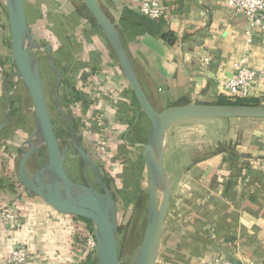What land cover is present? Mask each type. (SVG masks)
<instances>
[{
  "label": "crops",
  "instance_id": "0c3cea01",
  "mask_svg": "<svg viewBox=\"0 0 264 264\" xmlns=\"http://www.w3.org/2000/svg\"><path fill=\"white\" fill-rule=\"evenodd\" d=\"M141 1L99 0L116 21L156 109L199 97L215 103L227 96L224 83L235 75L234 64L263 68L264 28L250 29L248 42L247 19L221 0H158L165 7L160 19L143 15ZM25 11L33 37L26 0ZM64 37L61 51L53 56L84 147L113 183L119 201L144 200L149 177L138 144L147 140L150 129L141 123L144 114L117 57L87 18L67 29ZM14 73L5 0H0V124L5 88L16 85ZM249 101L264 105V79L254 85ZM211 127H224L222 137L197 141L200 157H176L192 144V134L206 135ZM169 132L164 166L173 188L156 264H206L214 258L264 264V119L189 120ZM5 209L12 210V219L2 216ZM86 229L92 230L89 221L29 195L0 146V264H7L18 243L29 254L25 264H96L95 252L85 242Z\"/></svg>",
  "mask_w": 264,
  "mask_h": 264
},
{
  "label": "water",
  "instance_id": "95a60500",
  "mask_svg": "<svg viewBox=\"0 0 264 264\" xmlns=\"http://www.w3.org/2000/svg\"><path fill=\"white\" fill-rule=\"evenodd\" d=\"M100 29L127 79L134 97L150 122L147 140L139 143L149 177L147 217L142 241L137 250L120 257L118 250L117 205L108 184L103 180L99 165L86 151L81 133L74 126L60 100L62 70L56 65L49 45L35 42L28 26L25 0H5L11 52L16 67L12 75L15 84L25 85L35 115L34 128L21 145L17 165V179L29 195L43 199L54 210L82 218L90 222L96 241V264H156L164 219L173 188L172 175L164 166V157L169 146L170 128L189 120L251 118L264 119V105L204 103L201 97L187 104L156 109L147 97L132 62L124 48L119 27L109 17L99 0H80ZM42 52L49 67L56 74L54 102L62 121L69 130L67 144L61 146L56 135L44 92L43 79L37 57ZM13 90L5 88L4 114L0 134L11 124L10 101ZM72 146L83 162L84 184L71 179L65 167L66 152ZM44 147L45 159L36 170H30L29 162ZM91 170L98 190L87 178Z\"/></svg>",
  "mask_w": 264,
  "mask_h": 264
},
{
  "label": "rangeland",
  "instance_id": "374dc122",
  "mask_svg": "<svg viewBox=\"0 0 264 264\" xmlns=\"http://www.w3.org/2000/svg\"><path fill=\"white\" fill-rule=\"evenodd\" d=\"M26 1L35 42L41 46L49 45L52 49L53 55H58V53L61 51L60 42L63 41V39L66 40L64 36L67 33V29H70L73 26L77 25L80 19L83 17L79 15V11L82 9L80 0ZM34 16L38 17L37 25L38 27H41L40 30L38 29L35 20L33 21ZM90 22L94 24L92 21ZM37 57L39 59L44 92L47 99L49 112L52 118V125L56 135L61 139V146H64L67 144L70 133L68 128L62 121L54 102V84L56 81V74L49 67L47 59L42 52H37ZM9 89L13 90V95L10 101L11 124L0 134V146L6 148L8 157L11 158L12 161V171L16 174L19 155L21 153V145L27 139L34 128L35 115L32 110L30 95L22 81H19L15 86L11 85ZM211 103H214V101ZM68 110L71 115H74L73 104L69 105ZM12 114L13 116H11ZM4 118L5 114L1 117V123ZM70 119L72 120L71 117ZM141 123H144L146 129H150V122L145 115L142 116ZM223 128L224 127H211V130L208 131L206 135H204V133L202 132L192 134V144H190L185 151L180 152L178 155L176 154V157H180L181 159L187 157H200L202 152L197 148V146L199 145L197 141L204 139V137L205 141L210 139L213 140L214 138L220 139L223 134ZM212 148L213 150L216 149L214 148V144ZM44 159L45 149L43 147L29 162L30 170L33 171L40 167ZM65 167L71 179L78 183L84 184L85 179L83 162L72 146H69V149L66 152ZM171 168L172 164L171 162H168L167 170L170 171ZM101 173L104 178L106 176V173L102 170ZM87 178L90 180L93 186L100 190V187L97 185L94 175L90 169L87 171ZM109 182L117 205L119 256L125 257L127 255L133 254L142 241L147 217L148 196H146V199L144 200L140 199L142 200L140 204L135 203L136 197H131V201L129 200L128 203H124L122 201H119L120 197L115 195V189L113 188L114 185H112L113 183L111 181Z\"/></svg>",
  "mask_w": 264,
  "mask_h": 264
},
{
  "label": "built area",
  "instance_id": "2783aa9c",
  "mask_svg": "<svg viewBox=\"0 0 264 264\" xmlns=\"http://www.w3.org/2000/svg\"><path fill=\"white\" fill-rule=\"evenodd\" d=\"M224 4L231 7L235 14L243 15L248 21L249 29L246 31L247 41L251 42L252 28H264V0H221ZM140 11L143 15L160 19L165 14V7L158 0H142ZM203 62L208 64L209 59L204 58ZM264 63V56H263ZM235 75L224 83L227 96L242 101L249 100L252 95L254 85L264 79V66L257 70L241 63L234 64ZM101 152L105 151V146L99 147ZM5 219H12L13 213L10 209L2 211ZM85 242L92 251L96 250V241L92 230H85ZM29 259V254L22 244H16L6 257L7 264H25ZM206 264H254L253 262H233L227 259L214 258Z\"/></svg>",
  "mask_w": 264,
  "mask_h": 264
},
{
  "label": "trees",
  "instance_id": "16d2710c",
  "mask_svg": "<svg viewBox=\"0 0 264 264\" xmlns=\"http://www.w3.org/2000/svg\"><path fill=\"white\" fill-rule=\"evenodd\" d=\"M81 4H82V9L79 11V15L88 18L90 21H92L95 24L94 20L92 19L91 15L89 14L88 10L85 8V6L83 5L82 2H81ZM60 100H61L62 106L65 108V111L67 112V114L69 113L70 117L72 118V122H73L74 126L78 128V126L76 124V121L74 119V116L71 115L70 112H68L69 111L68 110L69 109V105L71 104V102H70L71 100L67 98V96H66V94H65V92H64V90L62 88V83H61V87H60ZM215 103H218V104H251V105H258V103H255V102H252V101L250 102L249 100L242 101V100H238V99H233V98H231L229 96H223V97L219 98ZM11 116H13V114ZM103 179L108 184V186L110 187V182H109L110 179L107 176H105ZM110 189H111V187H110ZM140 199H142V198L141 197L135 198V203L140 204V202L142 201Z\"/></svg>",
  "mask_w": 264,
  "mask_h": 264
},
{
  "label": "flooded vegetation",
  "instance_id": "af4514ba",
  "mask_svg": "<svg viewBox=\"0 0 264 264\" xmlns=\"http://www.w3.org/2000/svg\"><path fill=\"white\" fill-rule=\"evenodd\" d=\"M42 163H43V161H42Z\"/></svg>",
  "mask_w": 264,
  "mask_h": 264
}]
</instances>
